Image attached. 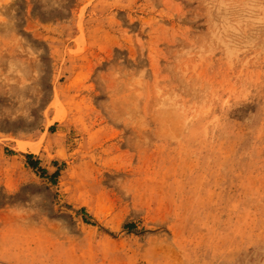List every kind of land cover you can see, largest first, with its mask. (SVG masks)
Here are the masks:
<instances>
[{
  "label": "rangeland",
  "instance_id": "rangeland-1",
  "mask_svg": "<svg viewBox=\"0 0 264 264\" xmlns=\"http://www.w3.org/2000/svg\"><path fill=\"white\" fill-rule=\"evenodd\" d=\"M0 264H264V0H0Z\"/></svg>",
  "mask_w": 264,
  "mask_h": 264
},
{
  "label": "bare ground",
  "instance_id": "bare-ground-1",
  "mask_svg": "<svg viewBox=\"0 0 264 264\" xmlns=\"http://www.w3.org/2000/svg\"><path fill=\"white\" fill-rule=\"evenodd\" d=\"M22 151H26L27 150V147H25V146H21V148H20ZM35 153V152H34Z\"/></svg>",
  "mask_w": 264,
  "mask_h": 264
},
{
  "label": "trees",
  "instance_id": "trees-1",
  "mask_svg": "<svg viewBox=\"0 0 264 264\" xmlns=\"http://www.w3.org/2000/svg\"><path fill=\"white\" fill-rule=\"evenodd\" d=\"M31 160H32V158H30V162H32ZM31 165H32L33 168L35 169L36 165H38V164L33 165V164L31 163ZM43 172H44V171H43ZM128 228H130V227H128Z\"/></svg>",
  "mask_w": 264,
  "mask_h": 264
}]
</instances>
